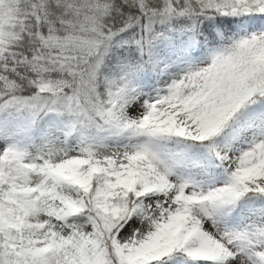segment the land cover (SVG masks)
I'll return each mask as SVG.
<instances>
[{"label": "snow or ice", "instance_id": "1", "mask_svg": "<svg viewBox=\"0 0 264 264\" xmlns=\"http://www.w3.org/2000/svg\"><path fill=\"white\" fill-rule=\"evenodd\" d=\"M0 264H264V0H0Z\"/></svg>", "mask_w": 264, "mask_h": 264}]
</instances>
